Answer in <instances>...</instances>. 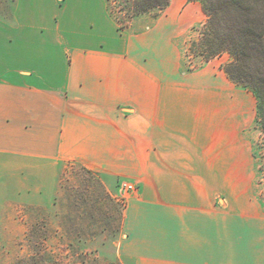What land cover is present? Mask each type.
<instances>
[{"label": "crops", "instance_id": "0c3cea01", "mask_svg": "<svg viewBox=\"0 0 264 264\" xmlns=\"http://www.w3.org/2000/svg\"><path fill=\"white\" fill-rule=\"evenodd\" d=\"M205 18L199 1L169 0L121 29L107 0H12L0 12L1 204L10 192L52 204L73 162L134 184L124 264H264L254 97L220 68L229 55L183 68L180 46Z\"/></svg>", "mask_w": 264, "mask_h": 264}, {"label": "rangeland", "instance_id": "374dc122", "mask_svg": "<svg viewBox=\"0 0 264 264\" xmlns=\"http://www.w3.org/2000/svg\"><path fill=\"white\" fill-rule=\"evenodd\" d=\"M107 1L112 17L124 27L139 16L130 14L128 0ZM11 4L12 0H0V12L9 13ZM158 11L154 8L146 13L153 17ZM201 25L193 30L195 36L189 35L180 46L185 70H194L204 63L202 56L191 49L200 36ZM237 85L255 100L251 139L256 191L263 195L264 136L256 121L257 100L252 91ZM128 184L132 183L114 180L109 185L102 176L84 171L79 164L64 162L57 194L50 205L22 204L10 192L7 206H3L1 194L6 193L0 189V264H40L42 259L47 260L46 264H124L116 257L115 249L121 235L122 211L132 192L127 189ZM32 228L35 233L29 235ZM36 253L39 259L34 260L32 255Z\"/></svg>", "mask_w": 264, "mask_h": 264}, {"label": "trees", "instance_id": "16d2710c", "mask_svg": "<svg viewBox=\"0 0 264 264\" xmlns=\"http://www.w3.org/2000/svg\"><path fill=\"white\" fill-rule=\"evenodd\" d=\"M197 1L206 18L191 49L201 55L204 62L225 53L229 55L230 61L220 68L231 81L254 93L257 100L256 121L264 136V0ZM168 2L128 0V8L131 15H140L154 8L163 10ZM118 25L121 29L125 28L119 22ZM80 167L97 175L82 165ZM34 233L35 228L28 232L29 235ZM36 255H32V259H39ZM40 261V264L47 263V260Z\"/></svg>", "mask_w": 264, "mask_h": 264}, {"label": "built area", "instance_id": "2783aa9c", "mask_svg": "<svg viewBox=\"0 0 264 264\" xmlns=\"http://www.w3.org/2000/svg\"><path fill=\"white\" fill-rule=\"evenodd\" d=\"M127 189H130L131 191L135 190V186L133 184L126 185Z\"/></svg>", "mask_w": 264, "mask_h": 264}]
</instances>
